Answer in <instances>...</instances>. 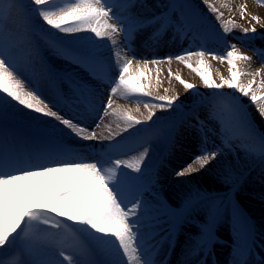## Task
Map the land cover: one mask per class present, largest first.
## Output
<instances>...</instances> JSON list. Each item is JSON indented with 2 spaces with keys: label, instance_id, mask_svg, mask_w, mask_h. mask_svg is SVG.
I'll use <instances>...</instances> for the list:
<instances>
[{
  "label": "snow or ice",
  "instance_id": "6c2138e0",
  "mask_svg": "<svg viewBox=\"0 0 264 264\" xmlns=\"http://www.w3.org/2000/svg\"><path fill=\"white\" fill-rule=\"evenodd\" d=\"M203 2L216 15L218 21L223 20V13L218 12L214 4H209L208 0ZM31 5L34 7L26 8L19 5L17 0H7L5 7V0H0V94H3L0 95V264H63V261L68 264H125L123 258H126V264H156L152 255L159 248V242L154 241V238L160 236L161 241H168L171 246L172 237L196 212L195 202L200 198L199 194L197 197H189L177 210L164 203H152L144 199V193L148 190L143 182L144 161L149 153L146 146L135 162H128L115 155L109 156L107 160H87L73 147L65 144L58 138L65 133L57 124L69 130L79 140H96L97 135L86 124L78 122L84 116H67L60 110L58 103L45 99L40 89L21 75L17 67L18 45L39 30L57 55L63 56L101 81L108 82L110 91L107 104L99 103L101 98L94 95L83 80L70 81V94L62 97L65 103H85L88 115L97 113L92 116L97 120L103 119L100 112L108 113L112 108L114 94L118 91L129 98L136 95L152 96L155 89L150 79L149 64H170L175 59L191 69L206 89L217 90L213 93L214 105L210 116L218 120L219 128H208L205 121L198 117L195 123L189 125L199 142V154L190 164L175 173L178 178L204 170L225 151L231 152L237 146L246 147L242 140L252 135L253 129L245 109L236 97L218 90L227 87L248 98L264 120V71L245 70L244 64L249 63L252 57L240 53L237 45L231 44L223 56L199 50L181 52L174 57H157L151 60L139 58L143 63L142 66L139 62L137 64L138 74L129 71L132 61L138 59L133 55L116 69L115 76L108 75L112 71V65H108V73L101 74L95 70L100 61L90 52L73 47L76 41H64L53 32L44 31L39 22L61 34L92 33L101 40L105 37L114 40L115 35H121L127 47V37L133 28L153 27L151 38L158 41L164 30L174 26L171 13L183 9L184 6L172 3L168 12L141 16L135 12L124 15L114 11L117 7L115 0H31ZM17 7L24 9L19 21L12 18V10ZM121 7L146 9L148 5L143 0H125ZM241 11L243 13V7ZM184 15L181 11L182 18ZM241 18H244L243 14ZM251 19L259 23L258 17L253 16ZM222 27L225 35L230 34L226 23ZM243 32L245 35L249 32L255 33L256 28H245ZM83 39L91 49L106 46L96 44L90 37ZM206 56L213 60L226 61L229 78L220 76L217 82L205 63ZM193 57L197 59L195 67L189 63ZM261 64L264 66V60ZM168 75L169 78L173 76L170 69ZM175 79L186 91L194 90L195 85L185 82L179 75ZM159 83L160 74L157 73V87ZM154 99L161 103H152L151 108L171 110L179 97L165 95L156 96ZM11 102H15L23 110L47 118L48 121H55L56 124H49L52 132L33 141L31 147L21 148L15 138L6 132V119ZM215 102L225 103L226 116L216 113ZM144 107H149L147 101L144 102ZM154 115L150 111L147 120L151 121ZM123 119L125 131L141 123L127 113H124ZM96 126L99 127V124ZM143 131L148 132L150 129L145 128ZM209 133L216 136L220 143L212 142V147H209ZM233 140L241 143L233 145ZM260 140L261 155L264 156V137ZM112 147L118 149L120 142L117 141ZM123 169H130L136 175ZM56 174L71 175L65 188L47 203L25 209L14 199L13 186L19 182ZM207 214L210 221L205 225L203 238L189 249L190 253L203 250L213 238L211 225L218 219L220 209L213 203ZM234 217L237 233L247 238L252 231L251 225L238 213H234ZM65 220L77 227L73 228L71 224L64 223ZM50 228L58 231L51 232ZM65 233L71 234V239L76 241L75 256L65 252V245L68 243L64 238ZM249 247L245 243L240 254L243 255ZM5 256L13 258L5 260ZM57 256L63 257V261ZM98 256L107 258H95ZM199 264L205 262L199 261ZM240 264L246 262L241 261Z\"/></svg>",
  "mask_w": 264,
  "mask_h": 264
},
{
  "label": "rangeland",
  "instance_id": "374dc122",
  "mask_svg": "<svg viewBox=\"0 0 264 264\" xmlns=\"http://www.w3.org/2000/svg\"><path fill=\"white\" fill-rule=\"evenodd\" d=\"M17 2L26 8L34 7L31 5V0H17ZM115 2L117 7L114 8V11H119L124 15H129L132 12L139 15L138 12L140 10L143 11L144 16H151L153 13L159 15L162 12H168L169 5L172 3L183 5L184 7L171 13V20L175 22L174 26L164 30L158 41H154L151 38L154 30L153 27L144 28L143 32L139 31L141 29L133 28L127 37V47L122 36L115 35L113 40L114 45L111 46L113 50L109 48L110 46L106 45V37L101 40L95 38L92 33L61 34L50 29L47 25H43L42 22L39 23L44 31L53 32L61 40L76 41L77 43L72 46L82 51L90 52L104 66L105 73H108V65H112L113 68L108 73L109 76H115L117 74L116 69L126 62V60H123L118 64V61L121 60L117 57L113 58L115 55L113 52H120L122 50L121 54H125L126 58L131 59L132 55L129 53L134 54L135 49H137V51L142 52V58H147L148 60L157 57H174L181 52H195L199 50L214 52L218 56H223L226 55L231 44H236L237 51L240 53L252 57V61H255L257 64L252 68L253 72L257 69H264V66L261 64V61L264 60V13L261 14L246 8H243V13L241 11L242 8L231 13L227 9L222 8L220 4H217L216 0H208L209 4L216 6L218 12L223 13V20L218 21L216 15L209 11L203 0H188L187 6L184 0H143L148 5L146 9L121 8L125 0H115ZM254 2H256L258 7L264 8V0H255ZM5 7H7V0H5ZM23 11L24 9L22 8H14L12 10V18L19 21V18L23 15ZM181 11L185 14L183 18L181 17ZM242 14L243 19L241 18ZM253 16L259 18V23L251 19ZM225 23L229 29L230 34L228 35H225L222 27V24ZM186 25H190V27ZM251 27H255L256 32H249L245 35L243 29ZM137 33L138 35L139 33L142 34V41L146 40L144 44H136L138 39ZM85 37L92 38L96 44H104L106 46L95 49L88 48L87 41L83 39ZM177 42L180 44L178 45ZM172 61L178 63V68L174 69L170 67L171 65L168 62H163L158 65L149 64L150 79L155 89L151 97L136 95L129 98L124 94V97L114 99V104L108 113H99V115L103 116V119H99L98 122H105V126L103 127V124H99V127H97L98 122L94 124L91 130L96 133V140L83 142V140H79L72 135L69 130L57 125L65 133V135L58 138L63 140L65 144H71L76 147L83 145L85 152L88 151L87 145H91L92 147L100 149L108 157L115 155L117 158L128 162H135L140 153L143 152L144 147H148L151 154H148L144 161L143 182L147 184L151 180H155V184L152 185L153 187L147 186L148 190L144 193V199L152 203H164L173 210H177L189 197H197V194L200 197L195 202L196 212L181 227L180 240L178 242L181 248L185 246L190 248L194 247L203 238L205 225L210 221V217L207 214L208 209L214 203L220 209L218 219L211 225L212 233L216 234L220 239L216 246L218 247L219 254L229 256V264L238 263L240 250L244 248L246 241L244 235L238 234L235 228L234 213H238L246 222H248L245 218L246 216H249L254 221L256 225V243L258 244L261 257L260 259H254L252 257V260H255L253 261L256 262L255 264H264V259L262 258V256L264 257V215L255 214L250 209V206L254 203V205L258 206V210L264 212V156L261 155L260 140L261 137H264V120L260 118L262 122L260 123L259 120L253 118L252 110L256 114L258 112L248 98L243 97L240 93L227 87L218 90L240 100L248 120L251 122L253 134L243 138L242 143L246 147L237 146L231 152L225 151L218 160L210 162L204 170H201L203 177L209 179L201 180L194 178L188 181V178L176 177L175 173L190 164L193 158L199 154V142L193 134L194 130L189 125L195 123L197 117L204 120L206 126L211 129H218L219 122L210 116L214 105L213 93L217 90L206 89L199 77L191 69L175 59ZM189 63H192L193 67H195L197 65L196 57H193ZM205 63L209 66L208 70L217 82L220 76L229 78L226 61L221 62L220 60H213L210 56H206ZM212 63H218L224 66L226 75H222V72L218 69H213ZM17 67L24 78H26V75L31 79V84L39 85L42 83L46 88V93L50 96V100L54 103H58V101L55 97V84L52 83L51 79L53 75L55 78L57 76H64L71 81H80L77 78H81L79 74L74 73L75 71H79L74 69L77 66L63 56L60 57L57 55L49 47L46 38L39 30L29 35L27 41H22L18 45ZM247 67V63L244 64L245 70ZM77 68L82 71L80 73L84 75L85 80H91L89 73L80 67ZM169 69L173 73L172 78H169ZM129 71L138 74L135 72L134 67H131ZM149 73H146V75H149ZM157 73H160L163 77L160 78L158 87L156 86V79L152 78ZM184 73L189 74V77H185ZM176 75H179L185 82L195 85L194 90L187 91L183 96L176 93L173 90L174 86L183 88L179 81L175 79ZM95 83L99 87H106V90L109 92L110 87L108 82L99 79ZM166 89L167 92L165 91ZM196 93H200V95H196ZM66 94H70L68 89H66ZM97 95L99 96V94ZM165 95L168 97H179L171 110L151 108L152 103H161L159 100L154 99V97ZM137 101L140 102L137 103ZM145 101L149 103L148 108L144 107ZM202 102L204 103L201 104ZM117 103L122 104L125 108L119 109ZM82 104L83 102L75 104L66 103L65 105L58 103V107L67 116L75 118L80 115L79 109ZM101 104H107V101H103ZM197 105L200 106L191 113H188V111L194 109ZM126 106L129 107V110H126ZM137 109L139 110L137 111ZM150 111L154 112L155 115L151 121H148L147 116ZM215 111L220 116H226L227 109L225 103L215 102ZM124 113L132 115L134 119H139L141 123L125 131L124 121L122 122L123 124L115 122L116 118L123 119ZM111 120L112 123L108 124ZM41 121H45V123H41ZM78 122L81 123V121ZM49 124H54V121H48L47 118L28 111L21 112L10 108L7 113L6 129L14 136L23 134L24 136H32L34 140H38L39 138L37 136L42 138L52 132ZM145 128H149L150 131L144 132L143 129ZM138 133L142 135L133 147L130 146L123 152L120 150L122 147H119V149L112 147L117 141H121ZM209 136V147H212V142L220 143L219 139L212 133H209ZM231 142L233 145L241 143L235 140ZM162 152H164L165 156H157V154L162 155ZM255 163L260 166L257 167L258 177L254 181L256 182L255 187L252 188L249 182V173L252 171V165ZM154 168H157V174L156 177L152 178L153 172L146 171ZM123 170L128 171L132 175H136L130 169ZM42 181L43 183H41V179H34L29 182L23 181L21 185L22 189L14 188V199L16 202L25 209L35 208L39 204L47 203L66 186V182L63 184L54 182L51 185L52 183L46 184L45 180ZM27 187L32 188L27 189ZM64 223L71 224V222L66 220ZM71 226L73 228L77 227L75 224H71ZM49 231L57 232L58 230L50 228ZM66 235L67 233H65L64 238ZM68 237L71 239V235ZM72 242L75 241L72 239L69 240V244ZM89 243L92 244L91 241ZM67 244L65 245L66 254L75 256L76 252L70 250L71 248ZM165 248L166 242L157 251L156 254H159V256H156L160 257ZM205 249L197 251L193 262L198 259L201 252ZM175 251L177 252V249ZM12 258L13 256L4 257L5 260H11ZM57 258L63 261V257L57 256ZM96 258L106 259L107 257L98 256ZM63 264H68V262L63 261ZM169 264L171 263L169 262Z\"/></svg>",
  "mask_w": 264,
  "mask_h": 264
},
{
  "label": "bare ground",
  "instance_id": "6f19581e",
  "mask_svg": "<svg viewBox=\"0 0 264 264\" xmlns=\"http://www.w3.org/2000/svg\"><path fill=\"white\" fill-rule=\"evenodd\" d=\"M255 0H216V2H217V4H220V6L222 7V8H224L225 10L227 9L229 12H231V13H234V11H236L237 9H240V8H246V9H250V10H252V11H255V12H259V13H261V14H263L264 13V8H260V7H258L257 6V4H256V2H254ZM120 2V1H119ZM138 14L139 15H141V16H144L143 15V11L142 10H140L139 12H138ZM140 32H143L144 30L143 29H141V30H139ZM137 35H138V33H137ZM141 36H142V34L141 33H139V35H138V39H137V42H136V44H139V43H142V44H144L145 43V41L146 40H144V41H142L143 39H141ZM135 37H137V36H135ZM109 41H111V42H109ZM149 41V40H148ZM177 44L179 45L180 43L179 42H177ZM106 45L107 46H110L109 48L111 49V50H113L112 48H111V46L112 45H114V41L113 40H109V39H107V43H106ZM122 51V50H121ZM113 52L115 55L113 56V58H115V57H117L119 60H121V61H118V64H119V62H122L123 60H128V58H126V56H125V54H121L122 52ZM141 53L142 52H140V51H137V49H135V52H134V54L133 53H129L130 55H134V56H136L138 59H134L133 61H132V67H134V69H135V72H136V68H137V64H138V62L141 64V66H142V61L141 60H139V58H142V56H141ZM126 54H127V52H126ZM128 54V55H129ZM169 65H171L170 67H173L174 69L175 68H178L177 66H178V63H176V62H174V61H171V63L169 64ZM212 65H213V69H218V70H220L222 73V75H226V72H225V70H224V66H222V65H220V64H218V63H212ZM255 65H257L256 63H255V61H250L249 63H247V68H246V70L247 71H251V72H253V67L255 66ZM262 71H264V69H261ZM75 74H79L80 76H81V78L79 77V78H77V79H79L80 81L81 80H83V81H85L86 82V87L87 88H89L91 91H92V93L94 94V95H97V94H99V97L101 98L100 99V101H99V103H101V102H105V101H107V95H108V91L106 90L107 88L106 87H104V86H102V87H99V86H97V83H95V81H99L97 78L96 79H92V78H90L91 80H85L84 79V75L82 74V73H80L79 71H75L74 72ZM160 74V73H159ZM185 74V77L187 76V77H189V74H187V73H184ZM21 75H22V73H21ZM154 77H152L153 79H156L157 78V74L156 75H153ZM25 79H27L30 83H31V79L28 77V76H26L25 75ZM160 78H163L162 77V75L160 74ZM250 78V77H249ZM259 79V78H258ZM93 80H95V81H93ZM166 81H168V79H166ZM165 81V82H166ZM35 85V84H34ZM35 86H37L39 89H40V91H41V93H42V95L44 96V98L45 99H47V100H50V96L46 93V88H45V86L42 84V83H40L39 85H35ZM173 90L176 92V93H178L179 95H185L186 93H187V91L185 90V89H183V88H181V87H176V86H174L173 87ZM109 91H110V89H109ZM0 95H3V94H0ZM114 97L115 98H118V97H120V98H122V97H124V94L123 93H121V92H117V93H115L114 94ZM114 98V99H115ZM117 107L119 108V109H123V108H125V106H123L122 104H120V103H117ZM11 109H14V110H18V111H27V110H23L20 106H18V105H15V102H11V107H10ZM126 110H129V107H127L126 106ZM252 113H253V118L254 119H257V120H259V122L260 123H262L261 121H260V116L258 115V114H256L255 113V111L254 110H252ZM95 112H93L92 114H91V116H89L88 115V113H86V112H84V111H82L81 112V114L80 115H82V116H84L85 118L81 121V123L82 124H86L87 126H88V128L89 129H92L93 127H94V124L95 123H97L98 122V120L97 119H93L92 118V116H95ZM124 120L121 118H116V121L115 122H118V123H120V124H123L122 122H123ZM110 123H112V120L108 123V124H110ZM54 124H56V122L54 121ZM98 124H103V127L105 126V122L103 123V122H101V123H99L98 122ZM58 125V124H57ZM58 126H60V125H58ZM61 127H63V126H61ZM102 127V128H103ZM84 142V141H83ZM68 145H71V144H68ZM71 147H73L74 149H75V151L77 152V153H79L84 159H87V160H97V158L95 159L94 158V156L90 153V151L88 152V151H86L85 152V150L83 149V145H79V147H75V146H71ZM89 147V145H87V148ZM148 154H151V151L149 150V153ZM253 166V165H252ZM251 166V167H252ZM250 167V168H251ZM71 174H56V175H53V176H49V177H41V178H36V179H41V183H43V181L42 180H45L46 181V184H51V185H53L54 184V182L55 183H64V182H66L67 183V180H68V177L70 176ZM257 177H258V170H257V168H254L250 173H249V182H250V184H251V186H252V188L253 187H255V184H256V182H254V181H256V179H257ZM45 178V179H44ZM185 179H187L188 178V181H191L192 179H194V178H196V179H201V180H205L206 178L205 177H203V174H202V171H198V172H196L194 175H191V176H185L184 177ZM207 179H209V178H207ZM206 179V180H207ZM34 180V179H33ZM24 182H29V181H24ZM22 183H23V181H21V182H19L17 185H15V186H13L15 189L16 188H20V189H22ZM24 185V184H23ZM32 187H27V189H31ZM63 190V189H62ZM33 192H35L34 190H33ZM247 195H248V193H247ZM250 209L252 210V212L253 213H255V214H260V215H264V212L262 211V210H258V206L257 205H254V203L250 206ZM256 226V225H255ZM180 240V239H179ZM162 245V244H161ZM175 246H176V244H175ZM163 246H160L159 248H158V250L159 249H161ZM175 248V247H174ZM179 248V249H178ZM76 249V248H75ZM176 249H177V252L175 251L174 253H175V255H174V257L172 258V262H171V264H193V258L195 257V255H196V253L197 252H195V253H190L189 252V249H190V247H187V246H185V247H182L181 248V246H179L178 247V245H177V247H176ZM218 249V248H217ZM157 250V251H158ZM178 250H179V252H178ZM264 254V253H263ZM158 256H159V254H158ZM122 257V256H121ZM217 257H218V263L219 264H229V261H230V257L229 256H227L226 254H218L217 253ZM123 258V257H122ZM199 258V257H198ZM262 258L264 259V257L262 256ZM123 259H126V258H123ZM159 259L161 260V258H159L158 257V259L155 261L156 262V264H157V262L159 261ZM196 261V260H195ZM251 263V258L249 259V261H246V264H250ZM126 264V263H125Z\"/></svg>",
  "mask_w": 264,
  "mask_h": 264
}]
</instances>
